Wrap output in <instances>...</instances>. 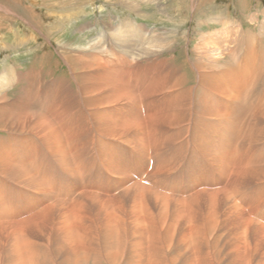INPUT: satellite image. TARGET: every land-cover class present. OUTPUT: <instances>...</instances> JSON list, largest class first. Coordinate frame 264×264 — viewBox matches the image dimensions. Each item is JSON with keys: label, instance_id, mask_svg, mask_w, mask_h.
Returning <instances> with one entry per match:
<instances>
[{"label": "bare ground", "instance_id": "bare-ground-1", "mask_svg": "<svg viewBox=\"0 0 264 264\" xmlns=\"http://www.w3.org/2000/svg\"><path fill=\"white\" fill-rule=\"evenodd\" d=\"M61 2L63 3V1ZM61 7H63L61 11L65 12V14L66 12L70 13L72 10V8L67 9L64 5H61ZM46 24L47 29H49L48 26L52 28L47 33H44V37L48 40L53 28L60 27L59 23L55 21ZM44 27H40L42 33L47 30ZM17 37L13 39L12 45L16 43ZM241 46V50H243L242 56H238V53L237 57H235L234 53H237V51L234 50L227 57L216 54L217 61L209 59L208 63L201 61L199 57L193 58L185 52L187 49H183L184 51L180 54L181 56L183 53V58L179 63L175 62L172 57L164 60L158 59L160 61L156 60V65L152 69H148L146 64L132 63L126 59L118 62V65L116 63L104 64L93 52H85L81 58L75 51L73 53H71V50L61 51L70 65L69 70L76 84L74 88L75 95H73L75 101L74 104L70 105L74 106L75 110L77 109V113L79 112L78 108L84 109L88 125H90L86 138H81L78 135L83 130L82 126L77 125L75 122H68L67 120H70L67 118L68 111H61L60 106H58L59 103L53 104L52 101H49L46 91L42 95L39 92L32 94V97L33 95L35 96L33 98H30V95L25 93V91H22L25 94H21L18 100L22 101L21 99L25 98L24 109L20 110V113L13 114V110L21 107V104L13 99L15 92H18L19 89L13 92V96H9L8 88L14 86V84L9 83L0 87V102L9 99L10 103L9 112H0V129L4 131L8 129L17 131L16 129H18L20 132L24 130L28 136L38 138L49 157H45L46 161H42L44 158L35 161L39 152H34L32 139L27 140L25 144L22 143L20 147L16 148L7 147L4 142L0 143V229H10L16 232V234L12 235L13 239L16 240L19 239L18 235H26L24 236L26 238L23 239L24 247H21L18 241L17 243H12L9 251L4 252L7 256V263L53 264L59 258L57 253L59 250L56 248L66 249L82 245H86L84 247L88 250L91 249L93 252L89 258L99 259L96 235L85 234L83 236L80 231L83 216H81L82 214H80L79 210L88 206L86 205L87 201L98 204L97 206L95 205V212L103 218V224L106 229L102 230L104 231L102 236L106 240H110L112 236L116 235L111 221H115L117 224L119 218L109 215V213H102V210H100L102 207L116 205L118 209L122 205L121 198H125L130 204V208L127 207L131 210L132 219L135 222L133 224L142 226L145 216L148 217L150 204L157 207L161 213H165L169 204H173L171 206L172 216L170 217L179 218L180 220L183 219L184 211L186 212L187 210L189 214V210H191L190 206L187 208L188 204L183 201V192L189 194L188 197L186 195L189 199H202V201L198 202L201 205L205 204L207 207L205 208L206 210L201 209L202 211H207L206 216L202 214V217L208 221H205L206 224L211 225L210 221L215 222L214 215L221 214L224 218H228L235 223L232 227L240 231H248L247 233H257L263 239L264 222H259L256 219L258 214H256V218L249 217L250 214H246L247 211L243 210L245 208L242 207V209L234 202L235 200L231 199L232 195H234L232 194L233 192H239L241 189L244 191L248 186L264 181V161L259 160V162L252 164L246 162L247 158L238 159L236 160L237 163L234 162L236 167H233L234 169L232 170V164L237 155L240 157L241 155L249 154L250 148L255 149L254 147L259 142H262V144L256 148L257 154L260 156L264 155V93L262 92L264 90L256 92V98H252L254 96L252 88L257 83L259 84V81H264L256 78L257 75L254 74L255 70H258V66H261L259 70L264 68V48H262L263 51H260L261 55L257 56L254 55L255 47L257 48L254 40H250L249 44L245 41ZM192 47L195 48V45ZM152 48L154 47L152 46ZM154 50H157V53H154L153 49L148 48L136 55L138 57L149 55L156 59L159 55H163L162 52L168 51L170 48L161 50V48L158 49L156 47ZM260 57H263V59ZM252 58H260V61H253ZM76 66H78L77 70H80L79 75L74 73ZM184 66L185 69H183ZM186 66L188 69H186ZM94 68L97 72L94 80L90 79L86 72L81 75L83 70H92ZM216 69L221 70L219 76H214ZM205 71H210L212 74ZM49 72L46 70V73L44 72L45 76ZM262 73L264 74V72H260L258 75ZM31 74V72L25 71V73H20L18 79L21 80L25 77L28 82V79H33ZM55 78L59 81V84L54 82L56 86L59 85L60 87L57 90L58 96L61 93L64 99H67L69 95H64V77L57 76ZM213 80L214 85L212 86H216L218 90L212 89L208 85V82ZM190 81L193 83L187 84ZM93 84L96 85L93 86ZM196 84L199 85L195 86ZM43 87L45 88V84ZM93 94H101L105 98L100 99L101 96L93 97L90 99V103L79 106L80 97ZM198 96L199 98H197ZM59 101L61 103V100ZM110 101L116 102L115 109L113 107L106 108L113 104L109 103ZM250 104H253V106H250ZM65 108L68 109L66 106ZM91 108L94 114L89 113ZM105 108L107 114H105ZM99 109L100 111L95 112ZM156 129L160 131V139L158 135V137L154 135L158 133L154 132ZM146 133H148V137ZM239 137H241L243 144H241V148L244 150L236 151V140ZM177 142L178 145L176 144ZM250 144L254 146H250ZM122 146L131 149L133 154L137 152V156L131 160L126 159L125 164L119 162L120 159L123 160V153H121L122 155L119 153ZM166 147L172 148L174 156L167 157L165 155L164 158L167 159L159 162L158 153L161 154L160 150ZM124 153L126 152L124 151ZM183 154L187 155L184 156ZM82 156L83 159L79 158ZM71 157L77 158V161L71 162ZM152 157H157L154 163H152ZM149 158L152 159L151 171H147ZM183 159H185L187 166L183 165L185 168L190 169L189 174L191 171L195 172L193 175L195 178L212 177L211 174H213L215 169L218 172L215 180H197L199 186L203 188L188 190H180V185L176 188L172 183L168 182L169 180H163L166 175L172 174L177 169H183L181 166L179 168ZM88 162L95 163L98 168L105 169L106 173L110 172L119 177L116 185L111 188L100 186L96 188V185L91 188V184L83 187L79 183L80 179H77L73 184V188L68 190L70 191L69 196L71 195V199L74 200H70L69 203L66 202L68 200L60 199L53 204L44 203L48 200L50 201V198L47 199L46 197L52 193L51 189H53L54 185L47 174L51 175L52 179L59 180V177L54 176L52 170L49 171L50 168L69 172L73 177H77L83 171L84 165L86 169H89ZM195 163L199 165L196 166ZM39 164L42 165L43 170ZM51 164L52 167H50ZM202 168L205 169L206 174L205 172L199 173V169ZM143 174H146L147 177H144V180L152 179L151 182H155L154 188L160 192L150 187L152 185L151 182L150 185L149 183H142L144 180L142 181L141 175ZM159 175H161L162 180L156 178ZM178 179L181 178L179 177ZM7 181L13 182L15 186L17 185L18 190L23 188L26 191L30 189L40 193L42 197L30 192L32 198L42 202L34 203L30 202V200L23 204V199L22 204L25 206L23 207L21 203H18V200H11V196L15 197L16 192L12 191L13 188L7 191L4 185ZM215 185L218 187L212 188L213 186L216 187ZM254 186L255 188L253 189L260 188L259 186L256 187V184ZM87 187L88 189L90 187L91 189L89 190L91 191L86 189ZM250 187L252 188L253 186ZM76 190H78V194L75 197ZM94 190L100 191V194L94 193ZM117 190L119 191L118 193ZM68 191H66L67 194ZM245 191L247 190L245 189ZM169 192H175V194L178 192V196L183 195L175 197L167 194ZM146 198L150 201V204L146 201ZM259 198L258 200H260ZM34 199L32 200L34 201ZM62 199L65 198L62 197ZM225 200L227 202L223 203ZM248 200L250 202V199ZM261 201L264 202L262 199ZM239 202L241 203V200ZM257 202L256 205H259L260 203L257 204ZM243 204L241 205L244 206ZM249 204L252 203L250 202ZM39 205L42 207L41 210L34 211ZM220 205L225 206V211L221 210ZM262 205L264 207V204ZM262 205H259L258 208L260 206L262 208ZM258 208L257 211L259 210ZM262 210L259 211L261 212ZM82 211H87V209ZM198 215L201 216V213ZM261 216H264V212ZM85 218L87 217L85 216ZM47 219L50 220L49 223H46ZM45 224L48 225L47 228L44 227ZM54 237L59 240L56 244L52 243ZM51 243L52 246H49V251L46 253L41 251L42 253L38 254L36 252L40 245L48 246ZM260 243L259 245H261ZM254 252L256 253V251ZM80 257L81 254L78 253L71 256H62L64 259L63 264H71L74 260H79L80 262Z\"/></svg>", "mask_w": 264, "mask_h": 264}, {"label": "rangeland", "instance_id": "rangeland-1", "mask_svg": "<svg viewBox=\"0 0 264 264\" xmlns=\"http://www.w3.org/2000/svg\"><path fill=\"white\" fill-rule=\"evenodd\" d=\"M61 1H63V3ZM61 5H64L67 9L72 8L71 12H66L65 14V12L61 11L63 8ZM195 13L196 15H194ZM52 21L58 22L60 28H53V31H51V34L49 35V39L46 40L44 33H47L52 29L49 26V29H47L46 23ZM43 26H45L44 28L47 30L42 33L41 28H43ZM14 36H18V39L16 40V43H13L14 45H12L13 39H15ZM0 38V47L2 46L0 48V87L13 83L14 86L8 88L9 96H13V92L19 89L18 92H15L13 99L15 102L21 104V107L13 110V114L20 113V110L24 109L23 103L25 98H22V101L18 100L21 94L24 95L25 93H28L30 98H33L35 96L33 95L32 97V94L39 92L40 95H42L46 91L47 99L49 101H52L53 104H56V102L59 103L58 106H60L59 108L61 111H68L67 118L70 119H66L68 122H75L77 125L82 126L83 130L82 132H79L78 135L81 138H86L90 125H88L84 109L78 108L79 112L77 113V109L75 110V107L70 105L74 104L75 101L73 95H75L74 88L76 84L73 80L72 73L69 70L70 65L61 51L71 50V53L75 51L81 56V58L83 57V53L93 52L104 64H117L126 59L132 63L146 64L148 69H152L156 65V60L158 59L164 60L172 57L175 62L179 63L183 58V53L180 56L181 52L184 51L183 49H187L185 52L193 58L199 57L201 58L200 60L205 63H208L209 59L217 61L218 58L216 54L227 57L233 53L232 51L234 50L237 51V53H234L235 57H237L238 53V56H242L243 50H241V45L244 44L245 41L249 44L250 40H254L255 45L257 46V48L255 47L254 55L260 56V51H263L262 48H264V0H0ZM193 45H195V48L192 47ZM152 46L154 48H152ZM156 47L158 49L161 48V50L170 48V50L162 52L163 55H159L156 59L149 55H144V57H138L136 55L148 48L153 49L154 53H157V50H154ZM260 58L263 59V57ZM260 58L252 59L253 61H260ZM77 68L78 66H76V69L74 68V73L78 74L80 70L78 71ZM183 69H185V66ZM186 69H188L187 66ZM257 69L258 70H255L254 72V74L257 75L256 78L264 80L263 73L258 75L260 72H264V68L259 70L261 69V66H258ZM46 70L50 72L45 76L44 72L46 73ZM25 71L31 72V75L33 76V79H28V82L25 77L21 80L18 79L20 73H25ZM85 72L90 79L94 80L97 73L95 68L92 70H83L81 75ZM205 72L210 73V71ZM215 72L214 76H219L221 70L216 69ZM57 76L64 77V95H69L67 96L69 99H64V96L61 93L59 95L60 97L58 96L57 90H59L60 87L59 85L56 86L54 84V82L59 84V81L55 78ZM209 82L208 85L212 89L218 90L216 86H212L214 85V80ZM263 82L264 81H259V84L257 83V85L252 88V93L254 95L252 97L253 99L256 98V92L264 90ZM190 83L192 84L193 82L190 81L187 84ZM44 84L45 88L43 87ZM95 85L96 84H93V86ZM198 85L199 84H196L195 86ZM22 91H25V93H22ZM262 92L264 93V91ZM95 95L96 94L80 97L79 106L90 103V99L93 97L101 96L100 99L105 98L101 94ZM197 98H199V96ZM59 100H61V103ZM155 101L158 102L157 100ZM109 103L113 104L106 108H116L115 101H110ZM9 105V99L0 102V112H9ZM65 106L68 109H66ZM250 106H253V104H250ZM106 108L105 114H107ZM97 111H100V109L95 112ZM89 113L94 114L92 108L89 109ZM16 130L17 131H12L8 129L7 131H4L0 129V143L4 142L5 145L7 144V147L16 148L20 147L22 143L25 144L27 140L32 139L34 152H39L35 161L40 158H44L42 161H46V150L40 141H38V138H34L30 135L28 136L27 132L24 130L22 132L18 131V129ZM154 132H158L154 135H158L160 139V131L156 129ZM146 136L148 137V133H146ZM236 141V151L244 150L241 148L243 145L241 137ZM176 144L178 145V142ZM261 144L262 142L256 144L257 146L254 147L255 149L250 148L249 154L241 155L240 157L237 155V159L235 158L233 161L232 170L236 167V160L238 159L243 160L247 158L246 162L252 164H254V162H259V160L264 161V155H261V157L257 154L256 150ZM250 146L254 145L250 144ZM18 150L20 151V149ZM120 150L119 153H123V155L121 154L123 160H119L121 164H125V161H127L126 159L131 160L137 156V152H134L133 154L132 150L128 147L122 146ZM124 151L126 153H124ZM160 152L161 154L158 153L159 162L167 159L164 158L165 155L167 157L174 156L171 147L162 148ZM183 155L186 156L187 154ZM79 158L83 159V156ZM152 158V163H154V160L157 157ZM76 161L77 158L71 157V162L74 163ZM148 161L151 163L152 159ZM88 163L89 169H86L84 165L83 171L80 175H77V177H73L69 172H62L59 169L55 170V168H50L49 171L52 170L54 176L59 177V180H54L51 175L47 174L54 185L53 189H51L52 193L46 197L47 199L50 198V201L48 200L44 203L53 204L59 199L65 201L68 200L66 201L68 203L70 200H74L71 199V195L69 196L70 191L68 190L73 188V184L77 179H80L79 183L80 185L82 184L83 187L88 184L92 185L91 188H93L94 185L97 186L96 188H99V186L111 188L116 185V181L119 180V177L110 172L106 173L105 169L102 170L98 168L95 163ZM183 164L186 165L185 159H183L181 165H179V168L181 166L183 169H177L175 172H172V174L168 176L166 175L163 178V180H169L168 182L172 183L176 188L180 185V190L203 188L202 186H199L198 181L200 179L214 181L216 178L215 176L218 173L214 169L213 174H211L212 177L195 178L193 176L195 172L191 171L189 174L190 169L185 168ZM39 165L43 170L42 165ZM195 165L198 166L199 164L197 165V163H195ZM50 167H52V164ZM151 168L152 165H149L147 171H151ZM199 170V173L201 174L204 172L205 174L207 173L204 168ZM41 174H43V172H41ZM143 175H141L142 181L147 178L146 174ZM159 176L156 178L161 179V175ZM179 177L181 179H178ZM151 181L152 179H146L142 183H149L150 185ZM261 182L255 183L256 187H260H257L258 189H253L255 188V184H252L250 185L253 186L252 188L250 186L247 188L244 187L247 191L241 189V193L240 191L233 192L232 194L234 195H232L231 199L233 201L235 200L234 202L239 207L245 208L242 209L245 212L247 211L246 214H250L249 217L256 218V214H258L256 219L263 223L264 216L262 217L261 215L264 212V207L262 205L264 202L261 201V199L264 200V181ZM153 183L151 182L152 185H150V187L155 190V182L153 181ZM4 185L7 191L13 188L12 191L16 192V196H11V200H18V203L21 204L23 199V204L30 200V202L34 203L42 202L32 198L30 192L35 193L38 197H42V195L36 191L30 189L26 191L23 188L18 190V186L13 185V182L11 183V181H7ZM8 185H10V187H8ZM215 186L216 187H211H218L217 185ZM91 188L89 187V189ZM86 189H88V187ZM66 191H68V194ZM94 191V193L100 194V191ZM156 191L159 190L156 189ZM75 192H77L75 193L76 197L78 190ZM118 192L119 191L117 190V193ZM170 193L171 192L167 194L175 197H180L184 194L183 201L185 204H188L187 208L190 206L191 210H189V214L187 210L186 212L184 211L185 214L183 213L184 215H182L183 219L179 220V218L176 219L170 217L172 216L171 206L173 204H169L167 211L161 213L157 207H154L149 203L150 201H148L147 198L146 201L150 204L148 208L149 213L147 212L148 217L145 216L142 221V226L133 224L135 222L132 219L131 210L129 209L130 204L125 198H121L122 205L118 209L116 205L102 207L100 209L102 210V213H109V215L119 218L117 224L115 221H111L113 224L112 226L116 231V235L112 236L110 240H106L102 236V233L104 232L102 230H105L106 226L103 224V218L95 212V208L98 204L87 201L86 205L88 206H86V208H80L81 210H79L80 214H82L81 216L84 217H82L83 221L80 231L83 236L85 234L96 235L97 249L100 255L99 259L94 260L91 259V257L89 258V256H92L93 252L91 249L88 250L85 248L84 246L86 245L72 246V248L66 249H58L54 247L59 250L57 251L59 258L53 264H63L64 259L62 256H71L76 253L81 254V260L80 262L79 260H74L71 264H264V243L262 244L264 238L262 239L259 234L252 232L247 233L248 231H240L237 228L232 227L235 223L228 218H224L221 214L217 216L215 214V220L213 219L215 222L210 221L211 225H208L205 222L207 220L202 217V214L205 216L207 215V211H202L206 210L205 208L207 207L205 204L201 205L198 202L202 201V199H189L187 198L189 194L184 192L180 196L177 195L178 192H176V194L175 192H173L174 194ZM257 194L258 198L260 197V200H258ZM261 195L263 196L262 198ZM62 197L65 199H62ZM236 198L241 200V203ZM246 198L250 199L252 204H249L250 202ZM32 199H34V201ZM7 200L11 201L9 199ZM190 202L193 205H191ZM225 202H227V200L223 203ZM256 202L257 204L260 203L259 205H262V208L261 206L258 208L259 205H256ZM40 205L35 208L34 211H40L42 208ZM220 206L221 210L225 211V206ZM254 207L263 210L261 212L258 210V212L257 208ZM85 209H87V211L83 212L82 210ZM191 212L192 214H190ZM199 213H201V216L198 215ZM85 216L87 218H85ZM192 216L193 218H191ZM49 221L50 220L47 219L46 223H49ZM47 226V224L44 225L46 228ZM234 230L236 231L234 232ZM13 234H16V232H13L10 229H0V264H9L7 263V256L4 252L9 251L12 243H17L19 241L21 247H24L23 239L26 238L24 237L26 235H18L19 239L16 240L13 239ZM201 234H203L202 237ZM55 237L52 241L54 244L59 241ZM52 243L48 246L40 245L41 249L39 248L36 252L38 254L42 252L46 253L49 251V246H52ZM259 243L261 245H259ZM254 251H256V253Z\"/></svg>", "mask_w": 264, "mask_h": 264}]
</instances>
